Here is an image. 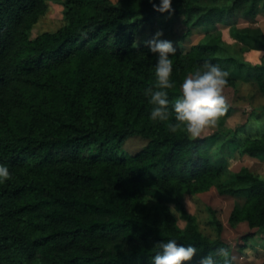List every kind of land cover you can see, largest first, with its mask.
Instances as JSON below:
<instances>
[{
  "label": "trees",
  "instance_id": "obj_1",
  "mask_svg": "<svg viewBox=\"0 0 264 264\" xmlns=\"http://www.w3.org/2000/svg\"><path fill=\"white\" fill-rule=\"evenodd\" d=\"M63 5L64 26L31 40L47 0H0V163L11 173L0 182V264H150L157 243L168 239L196 246L197 254L184 264H200L221 248L237 264L217 211L208 207L212 238L202 233L184 198L212 188L245 198L231 212L230 225L246 223L254 232L245 240L264 232V176L228 168L237 153L264 160V107L253 121L226 130L223 121L232 109L225 102L218 116L222 128L214 134L171 132L167 121L150 119L144 91L155 85V54L137 40L145 24L172 28L177 18L186 36L250 20L264 13V0H173L171 15L150 0ZM233 35L264 50L259 27H235ZM170 57V101L184 77L205 61L227 71V85L231 70L253 77L264 95V65L233 55L219 35L208 33ZM134 135L148 143L129 155L122 147ZM145 198L157 204L147 208Z\"/></svg>",
  "mask_w": 264,
  "mask_h": 264
},
{
  "label": "rangeland",
  "instance_id": "obj_2",
  "mask_svg": "<svg viewBox=\"0 0 264 264\" xmlns=\"http://www.w3.org/2000/svg\"><path fill=\"white\" fill-rule=\"evenodd\" d=\"M64 0H47V11L35 23L30 32V39L34 40L46 32H55L65 24ZM118 0H111L116 3ZM259 27L264 31V13L257 14L253 19L246 20L238 18L228 23L218 24L215 29L206 32L205 28H198L193 31L192 35L186 36L187 28L182 23V18L174 21L172 28H163L158 23L155 25L145 24L139 31L137 44H146L147 40L152 39L157 31L162 30V39L173 41L174 47L189 49L205 39L207 34L219 35L223 42L230 48V53L240 57L252 65H264V50L254 49L233 35V28ZM232 84L223 86L222 95L225 102L231 107V114L224 119L223 128H237L247 124L255 118L256 109L264 107V95L259 93L255 87V79L251 76H245L234 70L229 71ZM263 129L264 112H259ZM254 116V117H253ZM220 119L217 117L216 124L205 128L197 137H207L220 130ZM148 143L145 138L134 135L126 140L122 151L134 155L140 152ZM243 167L249 168L252 172L264 176V160L237 153L228 162L230 171L237 172ZM246 202L245 198H235L231 196H221L215 188L208 192L196 195H186L184 204L187 211L196 217L200 230L203 234L216 237V231L210 225L211 215L208 207L217 211L218 218L224 225L222 237L232 249L233 257L237 264H264V232L256 236L244 239V236L252 233L246 223L240 224L233 228L229 223V217L235 207H242ZM143 205L151 208L157 204L152 198H145ZM171 211L179 219V225L184 227L185 223L180 220V214L176 207L171 206Z\"/></svg>",
  "mask_w": 264,
  "mask_h": 264
},
{
  "label": "clouds",
  "instance_id": "obj_3",
  "mask_svg": "<svg viewBox=\"0 0 264 264\" xmlns=\"http://www.w3.org/2000/svg\"><path fill=\"white\" fill-rule=\"evenodd\" d=\"M153 7L160 13L171 15L173 0H150ZM163 31H157L155 36L147 40L149 51L155 54V85L148 87L144 95L152 105L150 119L152 121H167L171 132L183 129L190 136L197 137L201 132L216 124L217 117L224 111L225 97L223 86L227 83V71L219 64L205 61L195 71L189 72L180 83V94L170 101L167 89L174 86L172 79L173 60L170 54L176 53L173 41L162 39ZM174 114V121L170 116ZM9 167L0 163V182L10 178ZM158 250L149 258L150 264H184L197 254L193 244L178 243L176 239H168L157 243ZM217 256L223 258V264H231L225 249H217L215 255L208 253L201 257L200 264H220Z\"/></svg>",
  "mask_w": 264,
  "mask_h": 264
}]
</instances>
